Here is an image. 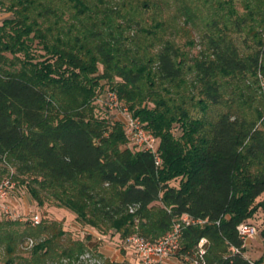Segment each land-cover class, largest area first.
Returning a JSON list of instances; mask_svg holds the SVG:
<instances>
[{"label": "trees", "instance_id": "16d2710c", "mask_svg": "<svg viewBox=\"0 0 264 264\" xmlns=\"http://www.w3.org/2000/svg\"><path fill=\"white\" fill-rule=\"evenodd\" d=\"M0 12V184L127 246L189 216L205 223L183 229L178 254L206 238L211 264H264L238 232L264 215V0H0ZM108 92L158 138L160 166L95 114ZM63 223L0 220V264L93 252L131 264Z\"/></svg>", "mask_w": 264, "mask_h": 264}, {"label": "built area", "instance_id": "2783aa9c", "mask_svg": "<svg viewBox=\"0 0 264 264\" xmlns=\"http://www.w3.org/2000/svg\"><path fill=\"white\" fill-rule=\"evenodd\" d=\"M104 103L110 110H119L124 113L130 140L139 149L151 153L154 156L156 165L160 166L162 160L159 153L158 138L144 129L142 124L127 110H122L121 102L115 92H108ZM13 189L14 185L10 180H5L0 184V216L18 221L21 220L20 214L15 213L9 203ZM133 211L131 210V212ZM30 221L33 226H37L40 224L41 218L36 214L32 216ZM203 223L205 222L202 220H194L189 216H185L181 222L174 225L170 232L156 241L147 240L138 235L131 236L128 239V247L133 250L139 264H171V259L180 251L183 229L186 226ZM238 232L244 248L247 247L250 238L258 235V229L255 226L245 223L238 226ZM208 243L206 238L200 240L195 251L189 256L188 264H211L206 258ZM236 251L239 252L238 249ZM86 256H89V254Z\"/></svg>", "mask_w": 264, "mask_h": 264}, {"label": "rangeland", "instance_id": "374dc122", "mask_svg": "<svg viewBox=\"0 0 264 264\" xmlns=\"http://www.w3.org/2000/svg\"><path fill=\"white\" fill-rule=\"evenodd\" d=\"M9 17L8 13L0 12V25L2 22ZM196 38V34H192ZM187 39H182L181 43L185 44ZM198 42V40H196ZM200 51V47H196L193 49V54L196 55ZM254 92V91H253ZM256 93V92H255ZM258 93V92H257ZM252 94V93H251ZM105 99L103 97H99V99L95 100L94 106H95V114L101 118L106 119L110 123H123L125 129L127 130V124H126V117L123 112L119 110H110L108 107L105 106ZM122 110H127L129 113L130 111L125 107V104L122 103ZM131 114V113H130ZM174 132L179 136V129H176ZM131 141V140H130ZM129 146L134 149L135 144L131 141ZM174 185H179V180L173 182ZM172 183V184H173ZM264 201V195L259 197L257 199V203ZM9 203L14 210L15 213L20 214L21 220H18V222H26L30 221L33 215H39L40 218H50L52 220L62 221L64 222V228L68 231H71L75 238H82L83 240L86 239L87 236L91 235L92 239L88 242L91 249H98L101 253L104 249H108V254L111 252L112 255L108 256L107 254H104V259L110 258L114 259V255H120L127 259V261L131 264H139L137 258L135 257L133 250L127 246L126 243H122L118 236L114 233V231H111L110 234L103 236L100 235L97 231L89 228V227H82L75 221V215L68 210L64 209H57L50 205H45L43 208H40L37 206L36 202L32 199L31 195L28 193L26 188H16L13 190L12 196L9 200ZM259 218L257 221L262 222L260 225V231L258 232V235L253 236L250 238V240L247 243L246 253L247 256L253 260L258 261L264 256V247H263V239L261 237V230H264V215L263 213H258ZM6 218L2 215L0 216V220H5ZM9 220V219H7ZM13 221V220H11ZM95 251V250H93ZM94 253V252H93ZM93 253L89 254V256H85L90 264H101V260L97 259L96 257H93ZM178 257L182 259V263L188 264V258L189 256H184L182 254H178Z\"/></svg>", "mask_w": 264, "mask_h": 264}, {"label": "crops", "instance_id": "0c3cea01", "mask_svg": "<svg viewBox=\"0 0 264 264\" xmlns=\"http://www.w3.org/2000/svg\"><path fill=\"white\" fill-rule=\"evenodd\" d=\"M107 251H109L107 248L106 249H104L103 250V254H107L108 256H111L112 255V253L110 252L109 254H108V252ZM115 257H114V259L113 260H116V261H120V262H122V261H124V260H127V259H125L124 257H122V256H120V255H114ZM171 264H184V263H182L183 261H182V259H180V257H178L177 255L176 256H174L172 259H171Z\"/></svg>", "mask_w": 264, "mask_h": 264}]
</instances>
